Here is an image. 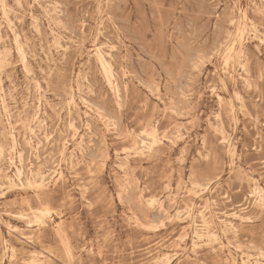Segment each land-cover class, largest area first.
Here are the masks:
<instances>
[{
    "label": "rangeland",
    "instance_id": "obj_1",
    "mask_svg": "<svg viewBox=\"0 0 264 264\" xmlns=\"http://www.w3.org/2000/svg\"><path fill=\"white\" fill-rule=\"evenodd\" d=\"M0 40L9 115L0 104V168L15 180L20 151L23 176L36 167L48 181L64 176L36 189L26 177L0 180L1 264H26L32 252L42 264H154L158 244L172 254L168 264L263 259L264 204L253 186L264 190V0H0ZM153 128L158 142L146 150ZM172 196L166 215L148 202ZM207 199L219 216H242L234 229L213 223L221 245L195 238L187 216L199 221Z\"/></svg>",
    "mask_w": 264,
    "mask_h": 264
},
{
    "label": "bare ground",
    "instance_id": "obj_2",
    "mask_svg": "<svg viewBox=\"0 0 264 264\" xmlns=\"http://www.w3.org/2000/svg\"><path fill=\"white\" fill-rule=\"evenodd\" d=\"M23 1V4H24V0H22ZM114 1V0H113ZM2 2L4 3V0H2ZM54 3V2H53ZM94 3V2H93ZM118 3V2H117ZM37 4V3H36ZM96 5H97V2L95 3ZM219 4V3H218ZM21 5V4H20ZM56 5H58V4H56ZM96 5H94V6H96ZM19 6V5H18ZM60 6V5H59ZM3 7H4V5H3ZM21 7V6H20ZM21 9V8H20ZM94 10H95V7H94ZM105 10V9H104ZM118 10V9H117ZM113 11V10H112ZM232 11V10H231ZM230 11V12H231ZM4 12V11H3ZM14 12V11H13ZM81 12V11H80ZM98 12H99V9H98ZM117 12V11H116ZM4 14V13H3ZM115 14V13H114ZM229 14V13H228ZM86 15V14H85ZM30 16V15H29ZM117 16V15H116ZM202 16V15H201ZM207 16V15H206ZM13 17V16H12ZM99 18H101V17H99ZM209 19V18H208ZM8 20V19H7ZM223 20V19H222ZM35 21V20H34ZM66 21H68V20H66ZM35 22H37V21H35ZM95 22V21H94ZM223 22V21H222ZM9 23V22H8ZM221 23V22H220ZM230 23V22H229ZM10 25V24H9ZM102 25V24H101ZM100 25V26H101ZM233 26V25H232ZM120 27V26H119ZM236 27V26H235ZM9 29V28H8ZM81 30V29H80ZM5 31V30H4ZM92 31V30H91ZM53 33V32H52ZM80 33H81V31H80ZM91 33V32H90ZM72 35V34H71ZM238 35H239V39H243V36H244V31L243 30H239V33H238ZM58 36V35H57ZM82 36V35H81ZM17 37V36H16ZM61 38V37H60ZM82 39V38H81ZM169 40V39H168ZM181 40V39H180ZM1 41V40H0ZM82 41V40H81ZM9 42V41H8ZM70 42V41H69ZM194 42V41H193ZM241 42V41H240ZM18 44V43H17ZM179 44V43H178ZM183 44V43H182ZM9 45V44H8ZM195 45V44H194ZM232 45V44H231ZM19 46V45H18ZM21 46V45H20ZM189 46V45H188ZM57 47V46H56ZM233 47H234V45H233ZM18 48V47H17ZM199 48H201V47H199ZM21 49V48H20ZM76 49V48H75ZM195 49V48H194ZM202 49V48H201ZM227 49V48H226ZM17 50H19V49H17ZM22 50V49H21ZM191 50V49H190ZM196 50H200V49H196ZM212 50V49H211ZM187 51V50H186ZM202 51V50H201ZM229 51V50H228ZM258 51V50H257ZM19 52V51H18ZM173 52V51H172ZM242 53V52H241ZM179 54V53H178ZM237 54H239V53H237ZM1 55V54H0ZM95 56H96V59H97V61H98V63H99V65H100V68H101V70H102V73H103V75H104V77H105V79H106V82L108 83V85H110L116 92H118V85H117V83L115 82V78H114V75H113V71H112V67H111V65H110V63H109V61L105 58V56H104V54H103V52H102V50H101V48L100 47H96L95 48ZM235 56V55H234ZM238 56V55H237ZM186 57V56H185ZM195 57V56H194ZM236 57V56H235ZM50 58V57H49ZM138 59V58H137ZM25 61V60H24ZM229 61H230V55H227L226 57H225V59H224V66L225 67H228V64H229ZM125 62V61H124ZM61 63V62H60ZM64 63V62H63ZM195 65V64H194ZM198 65V64H197ZM203 65V64H202ZM62 66V65H61ZM163 67V66H162ZM161 67V68H162ZM247 69V68H246ZM96 70V69H95ZM201 70V69H200ZM25 72V71H24ZM99 72V71H98ZM124 72V71H123ZM248 72V71H247ZM43 73V72H42ZM96 73V72H95ZM122 73V72H121ZM94 74V73H93ZM100 74V73H99ZM218 74V73H217ZM30 75V74H29ZM101 75V74H100ZM134 75V74H133ZM32 76H34V75H32ZM77 77V76H76ZM137 77V76H136ZM139 78V77H138ZM150 78V77H149ZM148 78V79H149ZM119 80V79H118ZM122 81V80H121ZM146 82V81H145ZM151 82V81H150ZM153 82V81H152ZM159 82V81H158ZM144 83V82H143ZM106 84V83H105ZM104 85V84H103ZM147 85H149L148 83H147ZM156 86V85H155ZM154 86V87H155ZM149 87H150V85H149ZM109 88V87H108ZM156 88V87H155ZM154 89V88H153ZM182 89H183V87H182ZM110 90V89H109ZM157 90V89H156ZM174 90V89H173ZM172 90V91H173ZM184 90H186V89H184ZM35 91V90H34ZM111 91V90H110ZM155 91V90H154ZM157 91H159V89L157 90ZM156 91V92H157ZM89 94V93H88ZM172 94V93H171ZM179 95V94H178ZM218 96V98H220L219 97V95H217ZM173 97V96H172ZM181 97V96H180ZM21 101V100H20ZM70 104L71 105H73L74 106V101H73V98H71L70 99ZM93 102V101H92ZM178 103V102H177ZM176 103V104H177ZM183 103V102H182ZM0 104H1V106H2V109H3V111H4V113H5V115L8 117L9 115H8V110H7V107H6V104H5V100H4V98L1 96V98H0ZM27 104V103H26ZM32 104V103H31ZM192 104V103H191ZM33 105V104H32ZM36 106H38V105H36ZM48 106V105H47ZM39 108V107H38ZM50 108V107H49ZM174 108V107H173ZM69 109V108H68ZM145 109V108H144ZM91 111H92V109H90ZM233 110V109H232ZM34 111V110H33ZM55 111V110H54ZM60 111V110H59ZM69 111V110H68ZM101 112H102V110H101ZM34 113V112H33ZM95 113V112H94ZM186 113V112H185ZM87 114V113H86ZM97 114V113H96ZM99 114V113H98ZM107 114V113H106ZM115 114V113H114ZM118 114H119V112H118ZM102 115V114H101ZM100 115V116H101ZM120 115V114H119ZM59 116H60V114H59ZM116 116V115H115ZM118 116V115H117ZM36 117V116H35ZM104 118V117H103ZM106 118H108V117H106ZM134 118V117H133ZM2 119V118H1ZM64 119V118H63ZM80 119H81V117H80ZM90 119V118H89ZM111 119V118H110ZM132 119V118H131ZM68 120V119H67ZM87 120V119H86ZM90 121V120H89ZM7 123V122H6ZM24 123H27V122H25L24 121ZM44 123V122H43ZM69 123V122H68ZM139 123V122H138ZM29 124V123H28ZM92 124V123H91ZM18 125V124H17ZM45 125V124H44ZM68 125H70V126H72L73 127V125L72 124H68ZM37 126V125H36ZM62 126V125H61ZM85 126V125H84ZM88 126V125H87ZM86 126V128H88ZM16 127V126H15ZM58 128V127H57ZM85 128V129H86ZM102 128V127H101ZM242 128H244V127H242ZM29 129V132L30 133H33V129L30 127V128H28ZM67 129V128H66ZM69 129V128H68ZM89 129V128H88ZM12 130V129H11ZM70 130V129H69ZM72 130V129H71ZM13 131V130H12ZM17 131V130H16ZM23 131H25V130H23ZM68 131V130H67ZM66 131V132H67ZM89 131V130H88ZM94 131H96V130H94ZM18 132V131H17ZM54 132V131H53ZM60 132V131H59ZM64 132V131H63ZM163 132V131H162ZM72 133V135H73V131L71 132ZM101 134H102V132H100ZM123 133H124V131H123ZM171 133V132H170ZM54 134V133H53ZM59 134V133H58ZM60 134H62V133H60ZM99 134V133H98ZM148 134V136L151 138V141H150V143H148V144H145L144 142H139V143H141V145L143 146V147H145L146 148V150H151L152 149V147L155 145V144H157V142H158V140H157V138H156V129L155 128H153L150 132H148L147 133ZM163 134V133H162ZM165 134V133H164ZM44 135V134H43ZM85 135V134H84ZM122 135V134H121ZM146 135V134H145ZM1 136V135H0ZM8 136H10V138H11V140H12V143L14 144V136H13V134H10V135H8ZM7 136V137H8ZM102 136V135H101ZM100 136V137H101ZM141 136V135H140ZM143 136V135H142ZM163 136V135H162ZM44 137V136H43ZM71 138H72V136H70ZM164 137V136H163ZM166 137V136H165ZM22 138V137H21ZM99 138V137H98ZM126 138V137H125ZM128 138V137H127ZM141 138V137H140ZM146 138V137H145ZM162 138V137H161ZM40 139H41V137H40ZM47 139V138H46ZM143 139V138H142ZM132 140V139H131ZM148 140V139H147ZM173 140H174V138H173ZM3 141V140H2ZM104 141V140H103ZM22 142V141H21ZM88 143V142H87ZM23 144V143H22ZM27 144H30V138H29V140L27 141ZM57 145V144H56ZM62 145V144H61ZM89 145V144H88ZM100 145V144H99ZM29 146V145H28ZM39 146H40V144H39ZM13 147H14V145H13ZM49 147V146H48ZM100 147V146H99ZM23 148V147H22ZM80 148H81V146H80ZM13 149V148H12ZM39 149V148H38ZM97 149V148H96ZM25 150V149H24ZM183 150V149H182ZM227 150V149H226ZM30 150L28 149V152H29ZM36 151V150H35ZM40 151V150H39ZM99 151H101V150H99ZM123 151V150H122ZM128 151V150H127ZM139 151V150H138ZM140 151H142V149L140 150ZM8 152V151H7ZM73 152V151H72ZM102 152V151H101ZM9 153V152H8ZM85 153V152H84ZM83 153V154H84ZM96 153V152H95ZM2 154H3V147H2V145H0V158H1V156H2ZM22 154L23 153H21L20 151H18L17 152V160H18V165H13L14 166V169H15V171H14V177H15V180L17 181V183H20V184H22V177H26V175L25 176H23V165H22ZM30 154V153H29ZM103 154V153H102ZM91 155V154H90ZM89 155V156H90ZM126 155V154H125ZM136 155V154H135ZM180 155H182V154H180ZM183 155H184V152H183ZM8 156V155H7ZM59 156H61V155H59ZM76 156V155H75ZM88 156V155H87ZM98 156V155H97ZM96 156V157H97ZM104 156V155H103ZM34 157V156H33ZM181 157V156H180ZM36 158V157H35ZM58 158V157H57ZM56 158V159H57ZM99 159L101 158V157H98ZM104 158H105V156H104ZM178 158V157H177ZM8 159V158H7ZM37 159V158H36ZM58 159H60V158H58ZM75 159V158H74ZM98 159V160H99ZM106 159V158H105ZM104 159V160H105ZM184 159V158H183ZM92 160H94V159H92ZM10 161V160H9ZM28 161H29V159H28ZM86 161V160H85ZM121 161V160H120ZM11 162V161H10ZM76 162V161H75ZM103 162V161H102ZM26 163V162H25ZM39 163V162H38ZM104 163V162H103ZM45 164V163H44ZM77 164V163H76ZM60 165V164H59ZM10 166V165H9ZM8 166V167H9ZM54 166V165H53ZM229 167V166H228ZM88 170V169H87ZM102 170V169H101ZM89 171H91V170H89ZM89 171H88V173H89ZM99 173H100V171H98ZM178 174V173H177ZM89 175V174H88ZM126 177V176H125ZM5 180L9 185H15V184H17L16 183V181L14 180V179H12L11 178V176H9L8 174H6V173H3V170L0 168V180L2 181V180ZM53 181V183H56V182H59V181H63L64 180V176H63V172H62V170H58V171H56V173H55V178H53L52 179V177H50V179H49V181H48V178H47V175L46 174H44L41 170H40V168H38V167H36V169L35 170H33V169H31V170H29V173H28V177H26L25 178V181H26V183H27V186H26V189H28L27 187H28V185L30 186V187H35V189L36 188H43V187H46L47 185H48V183L50 182V181ZM187 180H188V178H187ZM93 181V180H92ZM189 181V180H188ZM1 183V182H0ZM23 183H24V181H23ZM192 184V183H191ZM196 184V183H195ZM176 185V184H175ZM97 186H99V184L97 185ZM179 186V185H178ZM177 186V187H178ZM208 186V185H207ZM3 187H4V185H3ZM6 187V186H5ZM15 187V186H14ZM17 187V186H16ZM87 187V186H86ZM85 187V188H86ZM8 188V187H7ZM10 188H11V186L9 187V190H10ZM18 188V187H17ZM25 188V187H24ZM77 188V187H76ZM165 188V187H164ZM207 188V187H206ZM16 189V188H15ZM21 189H23V188H21ZM30 189H34V188H30ZM34 189V190H35ZM70 189V188H69ZM7 191H8V189H7ZM175 191H177L176 189H175ZM35 193H36V191H35ZM253 193H254V195H255V200L257 201V202H259V203H261V204H264V190H263V188L258 184V183H254V186H253ZM2 195V194H1ZM36 195V194H35ZM34 195V196H35ZM117 196V195H116ZM196 196V195H195ZM38 197V196H37ZM119 196H117V198H118ZM21 198V197H20ZM83 199V198H82ZM118 200V199H117ZM140 200V199H139ZM21 201V200H20ZM37 201H39V200H37ZM86 201V200H85ZM248 201V200H247ZM256 201H255V203H256ZM22 202V201H21ZM62 203H63V201H61ZM148 202H149V204H157V209H158V211L161 213H163V214H168L169 212H168V208H169V206H176L177 205V200H176V197L175 196H172V197H169L168 199H167V205H165V202H163V201H159V200H156V199H154V198H150L149 200H148ZM137 203V202H136ZM24 204V203H23ZM140 206V205H139ZM186 207L188 208V209H191V205L189 204V205H186ZM215 207H217V203H216V200H212V201H210V200H205V203L201 206V208L200 209H198L197 210V216H198V219H199V221H197V220H195L194 218H192V214L191 213H188L187 214V216H188V218H190V225L193 227V234H194V236H195V238H197L198 240H202L203 238H206V239H208V240H211V241H213V242H215V243H220L219 242V237H218V235H217V233L213 230V223L217 220V221H219V222H221V224H223L226 228H228V229H234V226H233V223H232V220H234V219H240V218H242V216L237 212V211H232V212H230V213H226V212H222L223 213V215L222 216H219L218 215V211H217V209L215 208ZM142 208V207H141ZM148 208V207H147ZM146 208V209H147ZM38 210V212L41 214V215H46V214H48L49 213V209L48 208H46V207H42V208H40V209H37ZM36 210V211H37ZM51 212H53V211H51ZM20 213V212H19ZM38 213V214H39ZM176 213L178 214L179 213V211L176 209ZM9 214V213H8ZM51 214V213H50ZM49 214V215H50ZM21 215V214H20ZM141 215V214H140ZM16 216H18V215H16ZM21 217V216H20ZM148 217V216H147ZM222 217H224V218H222ZM34 218V217H33ZM38 218V217H37ZM22 219H23V217H22ZM41 219V218H40ZM43 220H44V218H43ZM149 220V219H148ZM138 221V220H137ZM150 221V220H149ZM37 222H42V221H37ZM60 222V221H59ZM141 222V221H140ZM42 224H43V222H42ZM140 224H142V223H140ZM29 225H31V224H29ZM45 225V224H44ZM102 225V224H101ZM100 225V226H101ZM153 225V224H152ZM159 225V224H158ZM58 226V225H57ZM149 226H151V225H149ZM145 227V226H144ZM146 227H147V225H146ZM58 228H59V226H58ZM151 228V227H150ZM7 229H8V231H9V233L10 234H12V235H18V239H19V241H21L22 243H31L32 241H31V237L29 236V235H26L21 229H19V228H17V227H13V226H7V228L5 229L6 230V232H7ZM38 229V228H37ZM60 229V228H59ZM99 229V228H98ZM146 230H149V229H146ZM151 230V229H150ZM61 231V230H60ZM5 233V232H4ZM56 233V232H55ZM58 233H59V231H58ZM6 234V233H5ZM39 235V234H38ZM52 235V234H51ZM59 235H61V234H59ZM186 235V234H185ZM56 236H58V235H56ZM61 236H63L64 237V235H61ZM60 237V236H59ZM179 237V236H178ZM107 238V237H106ZM109 238V237H108ZM110 239V238H109ZM60 240V239H59ZM111 240V239H110ZM60 241H62V240H60ZM180 241H182V240H180ZM63 242V241H62ZM59 243H61V242H59ZM65 243H67V242H65ZM64 243V244H65ZM4 244V243H3ZM69 244V243H68ZM205 244V243H204ZM220 245H221V243H220ZM236 245H238V244H236ZM66 246H68L67 244L64 246V247H66ZM243 246V245H242ZM240 247V246H239ZM5 248L10 252L9 253V259H14L15 257H16V251L11 247V246H7V245H5ZM67 248V247H66ZM254 248H255V246H254ZM257 248V247H256ZM69 249V248H68ZM257 249H259V247L257 248ZM66 250V249H65ZM262 251V250H261ZM45 253V252H44ZM47 253V252H46ZM2 254V253H1ZM35 253H31V256H30V258L28 259V261L26 262V264H42L41 263V261H37V260H35ZM51 255V254H50ZM148 255H150V254H148ZM67 256V255H66ZM147 256V255H146ZM171 258H172V254L171 253H169L168 252V249L166 248V247H164L163 245H161V244H158L157 245V248H156V250H155V253H154V255L152 256V259H153V263L154 264H162V263H164V264H168L170 261H171ZM58 260V259H57ZM68 261V260H67ZM57 262H59V261H57ZM0 264H1V262H0ZM232 264H237L235 261H234V258H233V262H232ZM241 264H252V262L250 261V258L248 257V256H242L241 257ZM255 264H264V257H263V259L262 260H257V261H255Z\"/></svg>",
    "mask_w": 264,
    "mask_h": 264
}]
</instances>
